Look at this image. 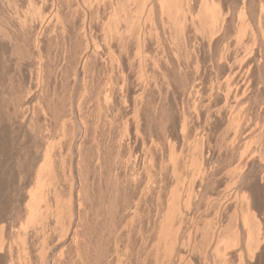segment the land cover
I'll use <instances>...</instances> for the list:
<instances>
[{
    "label": "bare ground",
    "instance_id": "6f19581e",
    "mask_svg": "<svg viewBox=\"0 0 264 264\" xmlns=\"http://www.w3.org/2000/svg\"><path fill=\"white\" fill-rule=\"evenodd\" d=\"M239 2L235 19L216 0H0V122L27 145L9 205L21 217L0 214V264H191L179 249L198 229L202 242L188 246L212 264L235 244L247 261L260 255L264 7ZM172 91L198 106L199 140L224 120L212 143L195 145L189 175L174 147L190 131L187 112L176 144L163 141ZM149 117L159 121L158 163Z\"/></svg>",
    "mask_w": 264,
    "mask_h": 264
},
{
    "label": "rangeland",
    "instance_id": "374dc122",
    "mask_svg": "<svg viewBox=\"0 0 264 264\" xmlns=\"http://www.w3.org/2000/svg\"><path fill=\"white\" fill-rule=\"evenodd\" d=\"M216 1H218L219 3H222V4H220V5H222V7H224V8H226L230 13L232 12L231 14H234V10H235V15H234V18H235V19H236V17H237L236 15H238L237 11L239 12V9H240V8L242 7V5H243V4H241V2H239L240 0H235V1H234V0H231V1H230V0H227V3H228V4L230 3L229 5L226 4V0H220L221 2H220L219 0H216ZM224 1H225V3H223ZM246 1H247V2H245V0H244V4H246V5H247V4H250V3H249L250 0H246ZM256 1H257V0H256ZM260 1H261L262 3H261ZM260 1L258 0V4L261 3V5L264 7V0H260ZM232 2H234V3H232ZM235 2H236V3H235ZM239 3H240L241 5H240ZM256 3H257V2H256ZM232 4H233V5H232ZM226 5H227V6H226ZM234 5H237V6H234ZM246 5H245V6H246ZM229 6H230V7L232 6V7L230 8ZM247 6H248V5H247ZM263 7H262V8H263ZM234 8H236V9H234ZM230 9H231V10H230ZM263 9H264V8H263ZM0 59H1V58H0ZM64 91H66V90L64 89ZM67 92H68V91H67ZM173 92H174V91H172L171 94H170V95H172V99H171V101L168 102L169 104L166 103V106H167V107L169 106L170 108L168 107L169 109H167V107H166V109H165V107H164L165 110H163V114H164V116H166V117H165V118H166L165 122L163 121V124L165 123V125H166V127L163 125L164 128H165L164 131L166 132V133L164 132L166 138H165L164 135H163V138H164L163 141L165 142L166 145H167L168 143H169V144H170V143L172 144V142H173L174 145L176 144V141H175V140H172V139H174V137H175V136H174V135H175L174 132H175V131H179V130H177V129H180V130H181L180 127H181V125H182V124H180L181 119L178 118V117H180V116H178V115H180V114H181L180 112L183 111L184 113H183V112H182V113L186 116V112H187V116H186V117H187L188 119L186 120V122H188V125H187V126L189 127L188 130L190 129V131H189V133H188V131H187V133H186V134H187V135H186V138L184 137L185 139H183L184 141H183V140H182V141L180 140V141H181V143H180L181 147H180V146L177 147L178 144H176L175 146H174L173 144H172V145L175 147V149H176V148H177V149L180 148L179 152H180L181 156L183 155V157H185V158H182V157L180 156V159L182 158L181 161H182V160H185V159L187 160V163H185V166L187 167V170H186L185 168H183V169H184V171H183V169H182V167H181L182 170H179V173H180V172H181V173L184 172L183 174H186V173H187L186 175H189V172H191V170H192V166L189 164V163H190V160H191L190 157H191V155H192V156H198V154H195V153H198V152H195V150H194V149H195V145H197V144H198V145H199V144H202L201 141L203 142V145H206V144L204 143V141L206 142V141H208V140H209V143H212V141H214L213 139L215 138V136H213L212 134H215L214 132H216V131L218 130V129L215 130V128L222 127L223 125L221 126V125H219V124H221V121L224 122V120L217 119L216 124H215V122L212 123V124H213L212 126H214V124H215V126H217V127L214 126V128H213L215 131L212 132V126H211V128H210V129H211L210 132H211L212 134L208 135V137L206 136V137H207L206 140H205V138L199 140L198 137L195 136V131L193 130V128L197 125V123H196V119H197L196 117H197V116H195L196 114H194V113H196V112L198 111V109H199L198 106H197L196 104H195V105L193 104V107H191V106H192V105H191L192 103H190V101H192V99L189 100V99H187L186 97H185V99H184L183 96L181 97V96L179 95L180 93H179L178 91H175L174 93H173ZM176 92H178V93L175 94ZM202 92H203V94H204V93H205V90L202 91ZM173 94H174V95H173ZM258 94H259V95H258ZM254 95H255L254 97H256V98H258V99L260 98V99H262V101H264V93H263L262 91H261V94H260V92H259V93L254 94ZM173 96H175V97L177 96V97L175 98V97H173ZM178 96L181 97V98H179ZM259 96H260V97H259ZM173 98H174V101H173ZM181 99H182V100H181ZM176 100H177L178 102H177ZM175 101H176V102H175ZM183 101L185 102V104H184ZM187 101H188V102H187ZM172 102H173L174 106H172V105H173ZM179 102H180L181 105L183 104L182 107H181V105H179ZM186 103H187V105H186ZM189 103H190V104H189ZM167 104H168V105H167ZM177 105H178V106H177ZM185 105H186V106H185ZM124 106H125V107H124ZM124 106H122V107H123V108H126V105H124ZM194 106H197V109H196ZM122 107H121V108H122ZM123 108L121 109V111L123 110ZM171 108H172V110H171ZM177 108H178V110H181V111H177ZM179 108H180V109H179ZM181 108L184 109V110H182ZM186 108H187V109H186ZM190 108H191V109H190ZM193 108H195V110H197V111H196V112H193V111H195V110H193ZM129 109H130V110H129ZM124 110L126 111V109H124ZM131 110H132V108L130 107V105H127V111H129L128 113H131V112H130ZM166 110H167V111H166ZM187 110H188V111H187ZM190 110H191V112H190ZM125 111H124V114H123V111L121 112L122 115H127V114H128V113L126 114ZM164 111H165L166 114H168V115L170 114L169 112L172 113V114H171L172 116H170V115H169V116H170L171 118H173V122H172V119L169 118V116H167V115L164 113ZM167 112H168V113H167ZM188 112H189V113H188ZM179 113H180V114H179ZM197 113L200 114L199 111H198ZM189 114L192 115V116H190ZM173 115H174V116H173ZM176 115H177V116H176ZM149 116H150V115H149ZM164 116H163V117H164ZM189 116H190V117H189ZM193 116H194L195 118H194ZM150 117H151V116H150ZM150 117H149V119L147 118V119H148L147 121H149V122H151V121H150ZM167 117H168V118H167ZM174 117H175V118H174ZM176 117H177L178 119H180V120H179V121H178V119L176 120ZM165 118H163V120H164ZM199 118H200V117H199ZM168 120L171 121V125H170V121H168ZM174 120L177 121V122H175ZM200 120H201V119H199V121H200ZM218 120H221V121H218ZM167 121H168V122H167ZM158 122H159V121H158V118H157V119L154 118V119H152V122L149 124V126L151 125L150 128H149L150 133H151L150 135L152 136V137L150 136V137L152 138V142H151V143H152V144L155 143V144H154V147H156V148H154L155 151H153L154 149H153V147H152V145H151V147H152V151H153L154 155L156 154V155L158 156V158H157L156 155L154 156V157H156V158H154V161H155L156 163H158V160L160 159V155H158V154H160V153H158L160 150H159V148H157V147H160V145H161V144H159V146H155L157 143H160V139H161V137H159L160 139L157 137V136H160V132H159V130H158L159 128L157 129V127H158ZM189 122H191V123H189ZM197 122H198V121H197ZM218 122H220V123H218ZM0 123H1V122H0ZM175 123H176V125H175ZM178 123H179V124H178ZM198 123H199V122H198ZM4 124H7V123H4ZM156 124H157V125H156ZM173 124H174V125H173ZM223 124H224V123H223ZM8 125H9V124H8ZM8 125L5 126V125H3L2 123L0 124V182H3V183H4V181H5V182H8V183H6V184H5V183H4V184H0V188H1L0 191H2V192H0V209H1V211H2V210L4 211V212L2 211L0 214H1L3 217L9 218V219H10V218H13V220H14V219L17 218L16 220H19V217H21V216L18 217V210L15 211V213H12V210H11L12 208H11V206H9V205H10V203H11L12 201H15V200H13V199L11 200L10 197H11L12 192L15 193V190H14V189L17 188V184H18L17 182H19L17 177L19 176L20 173L17 174V172H21V171H18L19 169H21V167L18 168V166H19V163H18V162H21L22 160L20 161L19 159H21V158H23V156H25L24 153L26 154V152H24V149H25V151L27 150V149L25 148V147H27V145H26V142H25V143L23 142L24 140H23V138L21 137L20 132H19L17 129H15V128H13V129H14V130H13L12 128H10V126L8 127ZM155 125H156L157 127H156ZM172 125H173L174 127L176 126V128H173ZM3 126H4V127H3ZM170 126H171V128H170ZM178 126H179V127H178ZM193 126H194V127H193ZM168 127H169V128H168ZM153 128H154V129H153ZM164 128H163V129H164ZM10 129H11V130H10ZM156 129H157V130H156ZM167 129H168V130H167ZM175 129H176V130H175ZM15 130H16V131H15ZM169 130H170V131H169ZM156 131H157V132H156ZM158 132H159V133H158ZM1 133H2V134H1ZM164 133H163V134H164ZM191 133H192V134H191ZM193 133H194V134H193ZM157 134H158V135H157ZM176 134H177V132H176ZM1 135H2V136H1ZM167 136H168V137H167ZM173 136H174V137H173ZM191 136H192V137H191ZM155 137H156V138H155ZM170 137H171V138H170ZM151 138H150V139H151ZM168 138H170V139L168 140ZM187 138H188V139H187ZM190 138H193V139L190 140ZM21 139H22L23 141H22ZM158 139H159V141L157 142ZM165 139H166L167 141H169V142L165 141ZM197 139H198V140H197ZM211 139H212V140H211ZM170 140H172V141H170ZM153 141H155V142L153 143ZM187 141H188V142H187ZM198 141H199V142H198ZM210 141H211V142H210ZM156 142H157V143H156ZM166 142H167V143H166ZM174 142H175V143H174ZM185 142H187V143L184 144ZM161 143H162V141H161ZM206 143H207V142H206ZM169 144H168V145H169ZM182 144H183V145H182ZM25 145H26V146H25ZM157 145H158V144H157ZM168 145H167V147H166L167 150H168L169 147H170V145H169V146H168ZM172 145H171V146H172ZM184 145H185V146H184ZM198 145H197V146H198ZM203 145H202L201 148H204ZM173 146H172V148H173ZM207 146H208V145H207ZM207 146H206V147H207ZM183 147H184V148H183ZM186 147H187V148H186ZM206 147L204 148V151L207 150ZM196 148H198V147H196ZM184 149H186V150H184ZM199 149H200V146H199ZM156 150H157V151H156ZM170 150H171V149H170ZM197 150H198V149H197ZM197 150H196V151H197ZM174 151H175V150H174ZM177 151H178V150H177ZM23 152H24V153H23ZM155 152H156V153H155ZM185 152H186V153H185ZM191 152L194 153V155H193ZM206 152H207V151H206ZM206 152H205V156L208 155V153H206ZM167 153H168V152L165 153L166 155L164 154L165 157H167ZM175 154L177 155L178 153L175 151ZM168 155H169V153H168ZM184 155H185V156H184ZM189 155H190V156H189ZM20 156H22V157L20 158ZM178 156H179V155H178ZM18 157H19V158H18ZM188 157H189V158H188ZM208 157H209V155H208ZM208 157H207V159L210 158V157H209V158H208ZM195 158H196V157H194L192 160H195ZM157 159H158V160H157ZM169 159H170V157L168 158V160H167L166 158H164V160H166L165 162H167V161L170 162L171 159H170V160H169ZM188 159H190V160H188ZM17 160H19V161L17 162ZM186 160H185L184 162H186ZM221 161H222V159H221ZM169 162H167V170H168V171H166V172H168V173H167L166 175H168L169 178H170V177H171V175H170L171 173L169 172V170H170V168H171V165H169V164H171V163H169ZM16 163H18V164H17L18 166L16 165ZM168 163H169V164H168ZM221 163H222V162H221ZM165 164H166V163H165ZM188 164H189V166L191 167V168H190V169H191L190 171H189V169H188ZM192 165H193V167H194V168H193L194 171H193V173H192L193 175L191 174L192 177H193V176H194V172L196 171V170H195V167H196V166H194V163H192ZM168 166H169L170 168H169ZM185 166H183V167H185ZM15 167H16V168H15ZM168 168H169V169H168ZM16 170H17V171H16ZM21 170H22V169H21ZM182 171H183V172H182ZM188 171H189V172H188ZM166 172H165V173H166ZM181 173H180V174H181ZM11 174H12V175H11ZM183 174H181V177L183 176V178H186V177H184ZM166 175H165V179L167 178L166 180L169 181V183H170V185H168V182H167V183L165 182V183L167 184V185H166V190H167V189H168L167 187H171L172 182H170V179L168 178V176L166 177ZM186 175H185V176H186ZM5 176H6V177L8 176L9 178H8V177H7V178H3V177H5ZM16 176H17V177H16ZM187 177H188V178L190 177V179H191V176H187ZM5 179H6V180H5ZM7 179H8V180H7ZM168 179H169V180H168ZM171 179H172V178H171ZM3 180H4V181H3ZM181 180L183 181L182 178H181ZM186 180H187V178H186L185 181H184L185 183L187 182ZM188 181H189V180H188ZM26 182H27V181H25V183H26ZM28 182H29V181H28ZM28 182H27V184L24 185V186H28ZM263 182H264V181H263ZM263 182L260 181L258 184H256L257 186L253 188V193H252V196L254 195L253 198H255V201H256V204H257V207H258L259 211L261 210V211H260V214H262V215L264 214V210H263V209H264V208H263V207H264V201H263V200H264V196L262 195V192H263V189H264V188H263V186H262V184H261V183H263ZM5 185H6L7 187H9V188H8V189L10 190V191L8 190L9 193H8V191H7V187H5ZM3 186H4V187H3ZM2 187H3L4 189H3ZM4 190H5V191H4ZM166 190H165V192L167 193L169 189H168L167 191H166ZM2 193H3V194H2ZM6 193H7V194H6ZM14 193L12 194V195H13L12 198H13L14 196H16ZM254 193H255V194H254ZM3 195H4V196H3ZM9 195H10V196H9ZM5 196H6V197H5ZM2 197H3V198H2ZM1 198H2V199H1ZM8 198H9V200H11L10 202H7ZM15 198H16V197H14V199H15ZM259 198H260V200H258ZM9 200H8V201H9ZM1 201H3V202H1ZM6 202H7V203H6ZM237 202H238V201L233 202V203L231 204L233 207L231 206L230 208L235 209L233 204H234V203H235V204H238ZM259 202H260V203H259ZM1 203H2V204H1ZM12 203H13V202H12ZM7 204H8V205H7ZM13 204H15V202H14ZM260 204H261V205H260ZM259 205H260V206H259ZM7 206H8V208H9L11 211H10L9 209H7ZM236 206H237V205H236ZM236 206H235V207H236ZM12 207H13V205H12ZM199 208L201 209V210H199V212H200L201 215H203V216H201L200 213H199V215H200L201 217H203L204 220L206 219L205 214H206L207 217H208V222H205V221H207V220L203 221L201 218H200V221L202 220V221L205 222V223H209V221H210V217H211V216H210L211 211H210L209 216H208V211H209V210L207 211L208 208H204V207H203V208L205 209V210H204V209L202 208V205H201ZM262 208H263V209H262ZM233 209H231L230 211H232ZM202 210H203V211H202ZM206 211H207V212H206ZM230 211H229V212H230ZM233 211H234V210H233ZM9 212H11L12 214L9 215ZM203 213H205V214H203ZM232 213H233V212H232ZM262 215H261V216L259 215V218H261V221H262V223H263V225H264V220H263L264 215H263V216H262ZM200 216H199V217H200ZM16 220H15V221H16ZM200 221H199V224H198V228H201L200 224L202 223V221H201V222H200ZM223 221H226V216L223 217ZM16 222H17V221H16ZM210 222H211V221H210ZM202 224H203V223H202ZM202 224H201V225H202ZM199 226H200V227H199ZM202 226H204V224H203ZM204 227H206V224H205ZM201 229H202V231H203V227H202ZM204 229H206V228H204ZM198 230L200 231V233H197ZM198 230H195V232H196L195 234H196V235H194V234H193V236H191L192 234L189 235V236H190L189 238L191 239V240H190L191 242H192V240H195V238H197L196 241L199 240L198 238H200V235H201L202 233H204V232L201 233V230H200V229H198ZM199 234H200V235H199ZM198 235H199V237H197ZM184 236H185V237H188L187 232H186V235H184ZM185 237H184V238H185ZM192 237H194V239H193ZM202 237H203V235H202ZM202 237H201V239L199 240L200 242H202V241H201V240H202ZM189 238H188V240H187V239L185 240V239L182 238V241H183V242L186 241L185 243H183V245L185 244L188 248H187V250H186V248H185L186 246L184 245V248L181 247V248L179 249V251H183V252H181V253L179 252V253H180V255H182V254H184V252L188 251V252H186V253H185L184 255H182V256H184V257H185V256H190L191 258H190V257H189V258L187 257V258H188V260L191 261V264H200V263L202 264L203 256L200 254V255L202 256V259H201V261H199L198 259L201 258L200 255L198 256V254H197V252H196V249L194 248V249H195V250H194V249L191 247V249H193V250L195 251L194 254H196V255H193V254H192L194 251H193V250H190V246H188V243H187V242H189ZM184 240H185V241H184ZM199 241H198V242H199ZM198 242L196 243V246H197V247H198V245H199ZM186 243H187V244H186ZM36 244H38L37 241H35V245H36ZM197 244H198V245H197ZM201 244H202V243H201ZM201 244L199 245V246H201V247H198V248H202V247L205 248L204 246H202L203 244H202V245H201ZM183 245H182V246H183ZM39 246H40V244L37 245V246H34V247L37 248V247H39ZM233 246H234V248H235L236 250L233 249L232 246L229 247V249L227 250V256H226V257L229 256V258H227L228 260H227V259H224V264H226V263H227V264H231V263L233 264V262H234V264H245V262L247 261V256H246L247 254H246V251H245V248H244L245 246H243V243H241V244H240V246H241L240 248L243 249V250H240V251H238V250L240 249V248H238L239 244H237V246H236V244L233 245ZM34 247H33V248L31 247L32 251H30L31 249L29 250V254H30L29 256H31V260L33 259L32 257H34V256L38 253V252H37V249H38V251H39V249H40V248H37V249L35 248V249H34ZM197 247H196V248H197ZM182 248H183V250H182ZM198 248H197V249H198ZM203 248H202V250H203ZM237 249H238V250H237ZM35 250H36L37 253H35ZM202 250H200V251L197 250V251H198L199 253H201ZM262 250H263V251H261V249L259 250V254H260V255H258V256L255 257L254 259H252V260H250V261H247V262H248L249 264H264V248H262ZM191 251H193V252H191ZM31 252H33V253H31ZM190 252H191V254H189ZM240 252H242V253H240ZM228 253H229L230 255H229ZM239 253H240V255L242 254V258H241V256L239 255ZM244 253H245V254H244ZM32 254H33V255H32ZM237 254H238V255H237ZM37 255H38V254H37ZM244 255H245L246 257H245ZM206 256L211 257L210 254H209V255L207 254ZM236 256H237V257H236ZM259 256H260V257H259ZM209 257H205V258L203 259V262H204L203 264H206V262H208L207 264H212V262L210 263L209 259L212 261L213 258H212V257L209 258ZM226 257H225V258H226ZM230 257H231V259H230ZM239 257L241 258V261H242L243 263H241V262L238 263V262L240 261V260L238 261ZM35 258L38 259V256L35 257ZM197 258H198V259H197ZM208 258H209V259H208ZM205 259L208 260V261H206ZM229 259H230V260H229ZM234 259H235V260H234ZM242 259H243V260H242ZM33 260H34V259H33ZM236 260H237L238 262H237ZM34 261L36 262L37 260H34ZM34 261H32V262H34ZM205 261H206V262H205ZM227 261H228V262L230 261L231 263H230V262L228 263ZM35 262H34V263H35ZM235 262H236V263H235ZM247 262H246V264H248ZM213 263H214V260H213ZM215 263H216V262H215Z\"/></svg>",
    "mask_w": 264,
    "mask_h": 264
}]
</instances>
